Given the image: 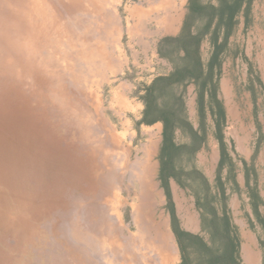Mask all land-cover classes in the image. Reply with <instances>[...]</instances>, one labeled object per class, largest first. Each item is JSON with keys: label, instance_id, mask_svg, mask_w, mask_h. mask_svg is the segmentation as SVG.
Here are the masks:
<instances>
[{"label": "rangeland", "instance_id": "374dc122", "mask_svg": "<svg viewBox=\"0 0 264 264\" xmlns=\"http://www.w3.org/2000/svg\"><path fill=\"white\" fill-rule=\"evenodd\" d=\"M174 3L180 7L178 15L165 13ZM82 4L73 14L59 9L67 37L47 56L45 74L55 77L41 78L33 87L38 96L31 98L32 88H16V79L4 80L0 87V153L18 168L8 182H0V264H143L145 244L152 240L140 236L138 225L160 216L178 264L171 212L159 180L162 125H148L141 133L137 115L130 111L141 114L142 86L170 71V63L157 54V43L179 33L188 0ZM176 16V29L162 28L161 20L171 18L172 25ZM235 20L217 92L224 109L220 132L230 160L217 170L221 154L214 117L207 104L201 115L195 86L189 84L186 115L193 128L204 124V140L196 153L182 151L177 161L188 187L173 179L168 185L182 230L190 232L186 228L193 226L190 233L208 240L211 230L203 228L197 207L206 195L219 215L226 210L240 264H264V0L244 1ZM201 50L207 61L208 36ZM212 110L217 108L212 105ZM149 133L156 137L153 149ZM175 142L188 143L189 135L179 132ZM187 217V223L193 221L190 226L185 225Z\"/></svg>", "mask_w": 264, "mask_h": 264}, {"label": "trees", "instance_id": "16d2710c", "mask_svg": "<svg viewBox=\"0 0 264 264\" xmlns=\"http://www.w3.org/2000/svg\"><path fill=\"white\" fill-rule=\"evenodd\" d=\"M244 1L249 3L250 0H217L216 4L188 0L187 13L179 33L176 36L163 37L157 43V54L170 63V71L157 74L148 85L142 86V93L138 92L143 110L137 124L162 125L159 180L171 212L173 233L179 251L178 264H240L237 257V240L232 234L233 227L226 210L223 208L219 215L211 208L204 195L205 203H198L197 207L201 210L203 228L205 226L211 230L208 240L182 230L173 214L168 182L173 179L180 187H188L180 178L182 170L177 161L182 151L196 153L204 140V133H201L204 124L201 122L195 129L186 115L184 97L189 84L195 86L201 115H205L207 104L211 117H214L216 139L221 154L217 170L230 160L220 132L224 122V109L217 98V92L228 41L236 25V15ZM198 22H202V25L197 26ZM206 36L211 51L207 61H204L201 44ZM212 105L217 108L216 112L212 110ZM179 132L189 135L188 143L175 142V135ZM229 167L231 168V165ZM202 182L204 189H207L205 180ZM218 184L222 194L220 179ZM256 207L257 203L254 204V209Z\"/></svg>", "mask_w": 264, "mask_h": 264}, {"label": "bare ground", "instance_id": "6f19581e", "mask_svg": "<svg viewBox=\"0 0 264 264\" xmlns=\"http://www.w3.org/2000/svg\"><path fill=\"white\" fill-rule=\"evenodd\" d=\"M83 0H0V87L2 81L16 79L15 87L32 88V99L38 96L33 88L41 78L51 80L52 75L45 74L48 64L47 56L50 51H58L61 48L62 38L66 39V30L59 21L63 14H73V10L83 6ZM77 13V12H76ZM52 62V61H51ZM57 65V64H56ZM45 68V69H44ZM52 71V70H51ZM75 71V70H74ZM59 72V71H58ZM50 74V73H49ZM55 75V74H54ZM59 75V74H58ZM57 75V76H58ZM64 76V75H63ZM49 77V79L47 78ZM63 79V77H62ZM59 80V79H58ZM43 83V82H42ZM46 82H44L45 84ZM43 84V85H44ZM48 85V83H47ZM62 85V84H61ZM29 86V87H28ZM56 86V85H55ZM43 87V86H42ZM38 88V87H37ZM55 89V88H54ZM56 90V89H55ZM59 91V90H58ZM23 93V92H22ZM41 93V92H40ZM56 93V92H55ZM68 93V92H67ZM45 97V96H44ZM52 98V96H50ZM47 98V96H46ZM49 100V98H48ZM39 101V99H37ZM50 101V100H49ZM65 102V101H64ZM51 103V102H50ZM51 105V104H50ZM67 105V104H66ZM53 106V105H52ZM68 107V106H67ZM54 108V107H53ZM73 109V108H72ZM55 110V109H54ZM54 112V111H53ZM66 112V111H65ZM51 113V111H50ZM56 115V113H55ZM63 115V114H62ZM65 115V114H64ZM71 115V114H70ZM66 116V115H65ZM71 117V116H70ZM59 118V117H58ZM64 118V117H63ZM67 118V117H66ZM71 119V118H70ZM73 120V118H72ZM59 121V120H58ZM63 122V121H62ZM65 122V121H64ZM78 122V121H77ZM74 124V123H73ZM65 125V124H63ZM67 125V124H66ZM69 127V126H68ZM64 128V127H63ZM61 129V128H60ZM84 131V129H83ZM67 136V134H66ZM65 136V137H66ZM78 137V136H77ZM80 137V136H79ZM64 138V136H63ZM66 139V138H65ZM77 141V140H76ZM79 141V140H78ZM77 141V142H78ZM80 142V141H79ZM74 144V143H73ZM76 144V143H75ZM82 146V145H81ZM101 147V146H100ZM91 154V153H90ZM0 182L6 183L16 174L18 168L13 167L7 156L0 153ZM85 156V155H84ZM83 156V157H84ZM93 157V156H92ZM9 158V157H8ZM54 158V157H53ZM96 158V156H95ZM94 158V159H95ZM98 158V156H97ZM90 160V159H89ZM108 162V161H107ZM57 163V160H56ZM93 163V162H92ZM91 163V164H92ZM58 166V165H57ZM5 169H8L5 172ZM92 171V170H91ZM8 173V174H6ZM23 173V172H22ZM21 177V176H20ZM23 177V176H22ZM21 177V178H22ZM58 178V177H57ZM66 181V180H65ZM115 181V180H114ZM20 182V181H19ZM54 182V181H53ZM62 182V181H61ZM68 182V180H67ZM71 182V180H70ZM85 182V181H84ZM63 183V182H62ZM13 184V183H12ZM19 184V183H18ZM67 185V184H66ZM69 185V184H68ZM71 185V183H70ZM21 186V185H20ZM76 186V185H75ZM78 186V185H77ZM14 187V186H13ZM19 187V185H18ZM51 187V186H50ZM79 187V186H78ZM17 189V188H15ZM1 190V189H0ZM50 190V189H49ZM2 191V190H1ZM11 192V191H10ZM17 192V191H16ZM50 192V191H49ZM55 192V191H53ZM18 193V192H17ZM20 194V193H19ZM18 194V195H19ZM58 192L55 194L57 195ZM3 195V194H2ZM14 195V194H13ZM62 195V194H60ZM75 195V194H74ZM1 197V196H0ZM13 198V197H12ZM11 198V199H12ZM28 199V198H27ZM77 199V197L75 198ZM78 200V199H77ZM28 201V200H27ZM26 201V202H27ZM17 202V201H16ZM24 202V201H22ZM31 202V201H30ZM1 203V202H0ZM2 204V203H1ZM36 204V203H35ZM34 204V205H35ZM42 204V203H41ZM46 204V203H45ZM44 204V205H45ZM31 205V204H29ZM33 205V204H32ZM26 206V205H25ZM59 206V205H58ZM57 206V207H58ZM61 206V205H60ZM65 206V205H64ZM76 206V205H75ZM41 207V205H39ZM67 208V206H65ZM18 208V206H17ZM42 208V207H41ZM51 208V207H50ZM55 208V207H54ZM56 209V208H55ZM61 212L62 209H60ZM64 210V209H63ZM42 211V210H41ZM39 211V212H41ZM4 212V211H3ZM24 212V211H23ZM38 212V213H39ZM46 212V211H45ZM59 212V213H61ZM74 212V211H73ZM43 213V212H42ZM50 213V212H49ZM58 213V214H59ZM44 214V213H43ZM51 214V213H50ZM66 214V212H65ZM72 214V213H71ZM82 214V213H80ZM34 215V213H33ZM45 215V214H44ZM43 215V217H44ZM75 215V214H74ZM15 216V215H14ZM40 216V215H39ZM48 216V215H47ZM68 216V215H67ZM73 216V215H72ZM42 217V215H41ZM59 217V216H58ZM25 218V217H24ZM27 218V217H26ZM57 218V217H56ZM6 219V218H5ZM21 219V218H20ZM28 219V218H27ZM149 219V218H148ZM17 220V219H16ZM44 220V218H43ZM59 220V219H58ZM57 220V221H58ZM65 220V219H64ZM63 220V221H64ZM67 220V219H66ZM68 221V220H67ZM71 221V220H69ZM4 222V221H3ZM31 222V221H30ZM52 222V221H51ZM66 222V221H65ZM72 222V221H71ZM49 223V222H48ZM35 224V223H34ZM60 224V223H59ZM69 224V223H68ZM1 225V224H0ZM4 225V224H3ZM9 225V224H8ZM22 225V224H21ZM38 225V224H37ZM40 225V224H39ZM55 226V224H53ZM62 225V224H61ZM60 225V226H61ZM162 225V224H161ZM59 226V227H60ZM6 227V226H5ZM31 227V226H30ZM46 227V226H45ZM58 227V226H57ZM56 227V228H57ZM70 227V226H69ZM152 227V226H151ZM8 228H10L8 226ZM13 228V227H12ZM43 228V227H42ZM55 228V229H56ZM23 229V228H22ZM30 229V228H29ZM51 229V228H50ZM12 230V229H11ZM10 230V231H11ZM38 230V229H37ZM59 230V228H58ZM90 230V229H89ZM57 231V230H56ZM78 231V229H77ZM156 231V230H155ZM19 232V231H18ZM84 232V231H83ZM147 232V230H146ZM150 232V231H149ZM152 232V230H151ZM4 233V232H3ZM2 233V234H3ZM10 233V232H9ZM35 233V232H34ZM94 233V231H93ZM19 234V233H18ZM38 234V233H37ZM43 234V233H40ZM95 234V233H94ZM149 234V233H148ZM6 235V234H5ZM3 235V236H5ZM82 235V233H81ZM84 235V233H83ZM154 235V234H153ZM15 236V235H14ZM27 235H25L26 237ZM41 236V235H40ZM47 236V233H46ZM80 236V235H78ZM155 241L160 242L161 247L169 248V242L165 235L159 230ZM24 237V238H25ZM28 237V236H27ZM33 237V236H31ZM35 237V236H34ZM50 237V236H49ZM23 238V237H22ZM81 238V237H80ZM84 238V237H83ZM34 239V238H33ZM55 239V237H54ZM86 239V238H85ZM4 240V239H3ZM23 240V239H21ZM87 240V239H86ZM27 241V240H26ZM52 241V240H51ZM50 241V243H51ZM34 242V241H33ZM62 242V241H61ZM137 242V241H136ZM4 244V242H3ZM22 244V243H21ZM31 244V242H30ZM5 245V244H4ZM7 245V244H6ZM4 247V246H3ZM29 247V246H27ZM44 247V246H43ZM6 248V246H5ZM16 250V249H15ZM49 250V249H48ZM51 250V249H50ZM161 258V264H173V257L163 255L161 252L152 249ZM41 251V250H40ZM65 251V250H64ZM14 252V251H13ZM63 252V251H62ZM71 252V251H70ZM18 253V252H17ZM46 253V252H45ZM53 253V252H52ZM172 253V252H171ZM246 253V251H245ZM65 254V253H64ZM62 255V254H61ZM146 255V253H145ZM247 255V254H246ZM4 257V256H3ZM66 257V256H65ZM150 257V256H149ZM152 257V255H151ZM116 258V257H115ZM124 259V256L122 257ZM7 259V258H6ZM22 259V258H21ZM47 259V258H46ZM12 260V259H10ZM32 260V259H31ZM148 260V259H147ZM20 261V260H19ZM26 262V260H25ZM4 263V261H3ZM2 263V264H3ZM12 263V262H11ZM150 263V262H149ZM13 264V263H12ZM28 264V263H27Z\"/></svg>", "mask_w": 264, "mask_h": 264}, {"label": "crops", "instance_id": "0c3cea01", "mask_svg": "<svg viewBox=\"0 0 264 264\" xmlns=\"http://www.w3.org/2000/svg\"><path fill=\"white\" fill-rule=\"evenodd\" d=\"M168 8L169 9L165 10L164 12L168 13L170 15H178V13L180 11V9H179L180 7L178 5H176L175 3L172 4V5H169ZM173 18H172L173 19V24L172 25L169 22L171 18H166L164 20H161L160 23L162 25V28L165 29V30H168V29L174 30V29H176L178 27V18L179 17L176 16V17H173ZM173 33H175V32H173ZM130 112H133V113H135L137 115V116L134 117V121L135 122L140 120L141 114H140L139 111H137V109H134V110H132ZM123 124H130V122L129 121H123ZM156 124H160V123H155V124H152V125H156ZM152 125H149V126H152ZM147 128H148V125H144V124H140L139 125V129H140L141 133L142 132L143 133L146 132L145 130ZM155 143H156L155 134L149 133V148L153 149V147L156 145ZM143 171H144V176L146 177L148 175V172L146 170H143ZM148 192L150 193V195L153 194V190L151 188L149 189ZM188 218L189 217L185 218V225L190 226L193 223V221H192V223H187ZM149 219L147 218V222L146 223H143V222L140 223L138 225V228H137L138 229L137 231L140 232V236L143 239L149 237L152 240L151 242H148V244L147 243L145 244V249H146L145 252L148 254V256H147V258L145 257V259L143 260V264H161V260H160L161 257L159 255H157L156 252H153L152 249H155L156 251L161 252L163 255H169V256L173 257V264H175L177 258L173 254L172 245L170 243L169 236L167 235V232H166V229H165V223H164L163 218L160 216L157 220H155L153 218H149ZM143 228H145V230H147L146 234H145ZM151 230H152V232H151ZM159 230L161 231V233H163V235H165V237L167 238V240L169 242V248L168 249H166L165 247H161L160 242L158 240H156V241L154 240L155 239L154 235H156V233ZM186 230H188L190 232H194L195 231L193 229V226L189 227V228L187 227ZM151 255H152V257H151Z\"/></svg>", "mask_w": 264, "mask_h": 264}]
</instances>
